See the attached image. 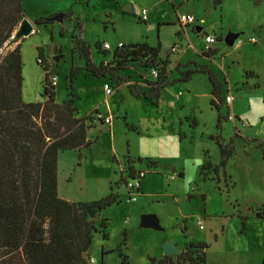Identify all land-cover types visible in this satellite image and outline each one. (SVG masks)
<instances>
[{
	"label": "rangeland",
	"instance_id": "obj_1",
	"mask_svg": "<svg viewBox=\"0 0 264 264\" xmlns=\"http://www.w3.org/2000/svg\"><path fill=\"white\" fill-rule=\"evenodd\" d=\"M172 1L25 0L27 19L64 14V20L37 26L23 39V99L45 101L47 68L57 78L56 103L73 95L80 116L95 124L86 145L63 152L58 163L61 199L90 203L114 193L121 200L101 212L97 225L107 219L108 239L98 227L88 264L92 259L97 264H158L169 242L180 253L192 242L207 244L206 264H263L264 147L258 145L264 143V0ZM188 13L196 21L185 28L178 17ZM229 34L237 36L232 45L226 42ZM206 35L216 42L207 45ZM81 42L97 68L112 62L119 43L159 48V58L169 62L170 83L195 64L207 66L224 83L226 105L217 110L210 104L212 85L204 74L168 85L157 104L137 98L130 88L150 95L151 70L129 64L119 80L109 72L95 77L78 50ZM12 47L7 43L2 54ZM215 48L216 55L209 57ZM248 73L259 80L247 78ZM104 82L112 85V96L105 93ZM228 96L235 100L232 105L226 103ZM108 111L112 124L104 130L97 116ZM222 149L231 151L225 165ZM147 159L157 168H148ZM140 172L145 176L134 182L137 192L128 183ZM145 215H155L160 227H143ZM177 255L168 257L176 261Z\"/></svg>",
	"mask_w": 264,
	"mask_h": 264
},
{
	"label": "trees",
	"instance_id": "obj_2",
	"mask_svg": "<svg viewBox=\"0 0 264 264\" xmlns=\"http://www.w3.org/2000/svg\"><path fill=\"white\" fill-rule=\"evenodd\" d=\"M24 18L22 0H0V264H88L94 233L100 228L104 239H108L107 219L101 220L98 226L96 217L100 218L103 210L120 204L121 200L114 193L90 203L60 198V153L81 150L88 142L93 121L88 116H78L73 95L66 103H56L55 86L50 82L47 68H44L43 82L45 101H24L21 44L2 54ZM51 18H39L35 24L51 25ZM78 50L87 60V71L95 77H105L109 72L112 79L119 80L118 74L128 70L129 64L145 70L158 68V79L149 84L150 95L139 92L135 86L130 88L137 98L144 97L157 104L155 101L168 85L189 81L192 75L202 73L208 75L212 85L210 104L217 110L219 105H224V83L210 68L196 65L195 61L190 62L195 64L193 69L179 71L180 77L170 83L169 62L159 58V48L146 44L117 48L112 62L102 63L98 68L91 62L90 48L85 42H81ZM217 51L212 50L209 57ZM39 53L41 57V50ZM246 77L258 78L253 73ZM221 119L219 116L218 129ZM98 120L104 124V120ZM126 127L131 130L128 124ZM217 143L220 145L219 136ZM262 146L264 143L258 145ZM147 160L148 168H157L158 163ZM245 221L242 220L244 227ZM184 230L187 231L186 226ZM208 248L207 244L192 242L177 255L176 261L165 256L158 264H206L203 251Z\"/></svg>",
	"mask_w": 264,
	"mask_h": 264
},
{
	"label": "water",
	"instance_id": "obj_3",
	"mask_svg": "<svg viewBox=\"0 0 264 264\" xmlns=\"http://www.w3.org/2000/svg\"><path fill=\"white\" fill-rule=\"evenodd\" d=\"M64 20V14H58L56 16H53L51 18L52 22H63ZM34 31V25L26 18L23 19L18 29L13 34V37L8 42V45L10 47L18 44L22 39L28 37L32 32ZM237 36L234 34H229V36L226 39L227 44L232 45L235 41V38ZM108 128V127H107ZM107 128H104L106 130ZM231 151L229 149H222L221 150V164L225 165L230 157ZM100 218L96 217V221H98ZM141 225L143 227H154L158 229L160 227L159 220L155 215H145L141 219ZM164 256H171L173 254H180V249L173 243L169 242L166 243L164 246Z\"/></svg>",
	"mask_w": 264,
	"mask_h": 264
},
{
	"label": "built area",
	"instance_id": "obj_4",
	"mask_svg": "<svg viewBox=\"0 0 264 264\" xmlns=\"http://www.w3.org/2000/svg\"><path fill=\"white\" fill-rule=\"evenodd\" d=\"M147 15H148V11L146 9H144L143 12H142V19H143V21H145L147 19ZM195 21H196L195 18L193 16H190V15H181L179 17V23L182 24L183 26H188V25L194 24ZM251 41H254V40H251ZM205 42H206L207 45H209V44L215 43L216 42V39L214 37H212V36H206ZM124 47H125L124 44H119L117 48L118 49H122ZM103 48L105 50H110L111 49V46L108 43H105L103 45ZM148 70H151V76H152V78L154 80H157L158 77H159V70H158V68H153V69H148ZM148 70H146V71H148ZM56 81H57V78L56 77H50V82H51V84L53 86H55ZM104 90H105V92H106V94L108 96H112L113 95V90H112V88H111V86L109 84L104 85ZM233 100H234L233 96H228L226 98L227 104H231ZM97 118L104 120L107 124L110 123V118H104L103 116H101L99 114H98ZM144 176H145V173L144 172L138 173L135 176V178L132 179L131 182L128 183V187L130 189H135L136 188L137 189V192H138V190L140 189L139 188V183L135 184L134 182L139 181ZM129 200L130 201L132 200L131 197H130ZM200 228L201 229L203 228L201 224H200ZM89 264H97V262L92 259Z\"/></svg>",
	"mask_w": 264,
	"mask_h": 264
},
{
	"label": "crops",
	"instance_id": "obj_5",
	"mask_svg": "<svg viewBox=\"0 0 264 264\" xmlns=\"http://www.w3.org/2000/svg\"><path fill=\"white\" fill-rule=\"evenodd\" d=\"M166 1H168V0H166ZM174 4H176V1L175 0H173L172 1ZM178 2H179V4H181V1L180 0H178ZM25 3V0H22V4H24ZM58 10V9H57ZM187 15H190V16H193L191 13H188ZM194 17V16H193ZM27 19V18H26ZM33 25H34V30L36 29V27L37 26H42V25H36L33 21H35V19H28ZM158 22H160V21H158ZM178 23H179V17H178ZM180 24V23H179ZM44 26H48V25H44ZM180 26H182L183 27V25L182 24H180ZM185 28H187V27H189V25L188 26H184ZM150 28H153V26H150ZM198 31H202V28H200V27H198ZM206 36H210V35H206ZM23 39L18 43V44H21V49H22V44H23ZM18 44H16V45H14L12 48H11V50L13 49V48H15ZM119 44H122V43H119ZM118 44V45H119ZM149 46V45H148ZM117 49V48H116ZM115 49V50H116ZM216 49V48H215ZM214 50V49H213ZM199 57V56H198ZM197 74H202V73H197ZM204 75H206V74H204ZM254 79H258L259 80V78H254ZM106 84H109L108 82H104V85H106ZM103 85V86H104ZM110 86H111V88H112V85L111 84H109ZM114 85V87L113 88H115L116 89V91L118 92V90H119V86H118V83H117V81L113 84ZM115 85H116V87H115ZM105 91V90H104ZM106 93V92H105ZM211 95H212V91H211ZM224 101H225V98H224ZM235 100H233V102H234ZM233 102L231 103V105L233 104ZM224 103V102H223ZM227 103V102H226ZM224 105H226L225 103H224ZM232 107V106H231ZM234 109V108H233ZM97 111H99V110H97ZM234 111V110H233ZM111 113V111H108L107 112V115L106 116H104V118H110L111 120H110V123L109 124H107V123H105V124H103L102 126H103V129L104 128H107V129H109L110 128V126H111V124H112V115L110 114ZM78 116L79 117H81L80 116V114H78ZM83 117V116H82ZM127 116H126V120H127ZM95 127V124H93V128ZM106 129V130H107ZM91 129H89L88 130V133H89V131H90ZM242 134V133H241ZM239 135H240V133H239ZM240 137H242L243 138V134L242 135H240ZM88 141H89V138H88ZM264 147V146H263ZM262 147V148H263ZM63 153V152H62ZM62 153H60V155L62 154ZM59 159H60V157H59ZM264 159V158H263ZM59 163V162H58ZM109 180H111V178H108ZM122 179L124 180V177H122ZM100 180V179H99ZM58 191H59V185H58ZM65 200V199H64ZM66 201H68V200H66ZM165 256H162L161 257V259H163ZM160 259V260H161Z\"/></svg>",
	"mask_w": 264,
	"mask_h": 264
}]
</instances>
